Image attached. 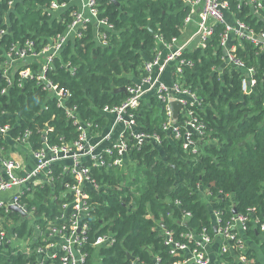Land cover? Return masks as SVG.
I'll list each match as a JSON object with an SVG mask.
<instances>
[{"label":"trees","instance_id":"16d2710c","mask_svg":"<svg viewBox=\"0 0 264 264\" xmlns=\"http://www.w3.org/2000/svg\"><path fill=\"white\" fill-rule=\"evenodd\" d=\"M53 1L67 3V8L51 14ZM96 3L98 19L113 26L110 32L99 29L107 35L106 46L96 42V27L89 23L79 30V37L68 39L46 75L69 91L62 107L34 79L0 95V110L8 112L16 126L12 135L28 128L33 149L40 146L43 134L49 145L76 139L77 126L67 119V109L75 108L80 122L97 123L105 132L102 110L119 106L126 98V92L114 90L126 89L140 79L143 64L153 58L158 39L169 44L173 38H181L190 13L183 0ZM228 4L235 19L259 36L264 34V0L259 16L251 14L247 5L237 9L234 0ZM76 9L72 0H0V62L12 45L26 40H32L36 50L41 49L64 32ZM223 30L224 25H217L205 49L187 50L184 55L194 65L182 67L183 83L197 93L203 108L206 135L198 155H185L180 142L161 131L159 106L151 99L138 109L136 121L142 131L160 135L161 144L144 143L137 148L129 141L123 167L94 168L87 163L99 190L89 185L85 189L92 208L82 249L87 255L85 264L98 260V264H174L179 258L170 256L164 231L185 241L186 234L199 236L206 230L212 242L218 240L220 245L212 212L224 223L234 215L233 208L236 214L248 215L247 230L242 234L253 244L245 243L247 264H264V234L259 230L264 223V50L249 41L235 42L237 57L246 69L252 68L255 80L250 92L243 93L246 72L224 65L220 59L224 52L218 44ZM59 172L55 167L56 194L64 190L65 183L74 182ZM50 190L45 188L38 197ZM63 202L43 199L39 212L45 211L51 219ZM26 228L24 223L19 229L21 236ZM102 235L110 236L113 242L94 248V240ZM234 255L226 252L219 260L240 264L236 262L238 254ZM0 264H32V260L0 249Z\"/></svg>","mask_w":264,"mask_h":264},{"label":"built area","instance_id":"2783aa9c","mask_svg":"<svg viewBox=\"0 0 264 264\" xmlns=\"http://www.w3.org/2000/svg\"><path fill=\"white\" fill-rule=\"evenodd\" d=\"M190 6H199L197 30L187 40L173 38L169 44L158 39L153 58L143 64V74L139 80L128 86L126 98L119 105L102 110L107 119V131L99 135L100 126L94 122H80L75 108L66 110L67 119L77 126L78 135L71 143L49 145L45 135L36 149L32 148V131L25 128L12 135L14 123L10 115L0 110V193L13 191L8 199H0V249L22 253L31 258L32 264H85L87 255L83 252L86 242V231L90 216V195L85 191L89 185L98 191V184L90 176V167L111 168L123 167L128 157V142L140 148L144 143L159 146L162 138L157 133L142 131L136 121V113L141 105L154 99L159 106V128L175 142H180L182 152L190 157L200 153L206 135L202 120V101L197 93L186 87L182 79V67H192V60L184 57L187 50L205 49L208 40L214 35L217 25H224L218 47L223 50L220 59L224 65L246 72L242 81V92L248 94L255 84L252 68L246 69L245 62L236 55V43L249 41L260 50H264V34L260 36L242 21L234 17L229 19L228 0H185ZM238 5L248 6L254 16L260 15L262 0H234ZM77 9L71 13V22L62 34L52 38L47 44L36 50L32 40L12 45L3 55L0 62V95L6 94L9 88H21L24 81L34 79L38 85L57 99L62 107L70 96L68 90L59 88L47 73L52 71L54 59L70 37H79L80 29L89 23L96 27V42L102 46L107 44V35L100 32L104 28L112 31L113 26L106 20L98 19L96 0H72ZM10 4H12L10 2ZM67 8V3L58 4L53 1L49 10L51 14ZM192 8V7H191ZM192 11V10H191ZM191 12L186 16L184 25L191 21ZM194 46H189L192 42ZM182 79V81H180ZM181 105L177 119L174 121L170 103ZM117 133L116 138L114 135ZM104 144V147L99 152ZM15 155L20 156L16 159ZM30 167V168H29ZM60 174L69 176L74 182L65 183L64 190L55 193L57 181L54 168ZM45 188L51 189L48 194H38ZM38 199L36 202L35 200ZM52 203L64 200L57 214L48 219L45 211L39 212L42 200ZM40 200V202H39ZM15 208L17 211L12 210ZM249 212L251 210H248ZM220 245L217 255L231 253L236 262L247 264L244 255L246 244L242 234L246 232L247 214H235L222 223L217 212H213ZM27 225L21 236L19 229ZM257 224V220H255ZM31 230V232H30ZM259 230L264 234V223ZM169 254L177 257L174 264H211L209 248L213 244L206 230L199 236L186 234L185 241L175 240L168 231L163 233ZM113 242L110 236H98L93 247H106ZM99 261V260H98ZM94 261L93 264H98ZM159 259L156 258V262Z\"/></svg>","mask_w":264,"mask_h":264},{"label":"crops","instance_id":"0c3cea01","mask_svg":"<svg viewBox=\"0 0 264 264\" xmlns=\"http://www.w3.org/2000/svg\"><path fill=\"white\" fill-rule=\"evenodd\" d=\"M184 3L186 2L185 0H183ZM75 3V2H73ZM187 3V2H186ZM188 4V3H187ZM189 5V4H188ZM190 6V5H189ZM192 7V8H191ZM192 10V11H191ZM198 11H199V6H190V12L192 14L191 16V21L185 25V28H184V31L182 32V36L179 40L181 41H185L187 40L188 38H190L193 34H195L196 30H197V23H198ZM229 16V19L233 18V15L232 14H228ZM195 45V42L193 41L189 46H194ZM105 120L107 121V119L105 118ZM107 124V123H106ZM107 131V130H106ZM105 132H102L100 130L99 132V135H104ZM101 149V148H100ZM100 149H98L97 151L99 152ZM15 158L16 159H20V156L18 155H15ZM30 168V167H29ZM13 194V191H9V192H2L0 193V199H5V200H8ZM212 223L215 222V218L213 216V212H212ZM243 238V237H242ZM262 239L264 238V236L261 237ZM245 243H248L250 245H253L251 241H248V239H245ZM218 247H219V241L217 240L216 242H214L211 247L209 248V257L211 259V264H224L221 260H219V256L217 255V250H218Z\"/></svg>","mask_w":264,"mask_h":264},{"label":"water","instance_id":"95a60500","mask_svg":"<svg viewBox=\"0 0 264 264\" xmlns=\"http://www.w3.org/2000/svg\"><path fill=\"white\" fill-rule=\"evenodd\" d=\"M114 91L115 92H118V91L126 92L124 88L117 89V90H114ZM170 110H171V113H172V118L175 121L177 119L178 112L181 110V105L179 103H177V102H171L170 103ZM12 210L17 211L15 208H12ZM232 213L234 215L236 214L235 208H233ZM184 225L187 226V224H185V223H184ZM214 231H216V227H214Z\"/></svg>","mask_w":264,"mask_h":264},{"label":"rangeland","instance_id":"374dc122","mask_svg":"<svg viewBox=\"0 0 264 264\" xmlns=\"http://www.w3.org/2000/svg\"><path fill=\"white\" fill-rule=\"evenodd\" d=\"M116 136H117V133L114 135V138H116ZM106 146H109V145L104 144L100 150H102V149H103L104 147H106ZM240 264H241V263H240Z\"/></svg>","mask_w":264,"mask_h":264}]
</instances>
